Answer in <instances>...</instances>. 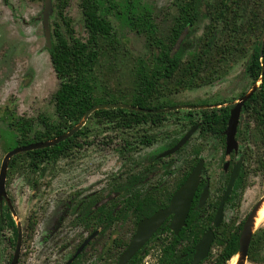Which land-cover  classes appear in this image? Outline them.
<instances>
[{
  "label": "rangeland",
  "instance_id": "obj_1",
  "mask_svg": "<svg viewBox=\"0 0 264 264\" xmlns=\"http://www.w3.org/2000/svg\"><path fill=\"white\" fill-rule=\"evenodd\" d=\"M101 1L102 14L111 21L114 31L111 37H100L96 47L95 97L110 96L119 104L130 105L140 86L139 68L144 66L148 72L155 69L163 48L169 45L173 26L185 14L188 0ZM224 1L201 0L197 23L184 41L181 67L171 79L156 86L152 104L198 107L190 117L182 109L168 113L166 123L156 131L164 136L161 144L187 132L191 121L199 118V108L221 103L233 106L252 87L246 64L261 40L264 0H230L226 6ZM43 10L44 0H0V168L9 149L16 148L11 144L19 136V118L34 120V128L43 131L39 117L56 116L53 95L59 80L46 48ZM143 14L149 16L157 50L149 44L147 33H139L130 24L131 19ZM50 21L53 43L57 41L56 31L70 43L73 39L88 42L81 0H53ZM199 57L198 70L191 69V62ZM93 114L89 120H82L81 129L88 131L79 137L81 147L66 157L44 164L40 171L27 165L14 175L8 170L7 190L17 212L14 219L23 233L19 264H65L91 232L75 221V205L84 191L106 189L113 175L130 170V148L122 153L119 150L124 140L131 141L134 131L122 132L115 123ZM243 117L246 125H253V115L244 112ZM212 144H216L212 138L207 141L197 133L176 158L182 160L183 155L200 147L210 171L206 175L214 178L220 169L221 152L214 153ZM250 166L253 172L248 173L247 188L240 204L228 208L227 219L242 220L264 198V146L257 148ZM129 230L121 228L125 236ZM253 231L264 244V223ZM118 234L112 236L108 246ZM13 240L11 230L0 236V264H10L16 248ZM98 247L97 239L77 264H98ZM217 254L215 248L205 264H210ZM259 255L262 263L251 258L244 263L264 264V245Z\"/></svg>",
  "mask_w": 264,
  "mask_h": 264
},
{
  "label": "flooded vegetation",
  "instance_id": "obj_2",
  "mask_svg": "<svg viewBox=\"0 0 264 264\" xmlns=\"http://www.w3.org/2000/svg\"><path fill=\"white\" fill-rule=\"evenodd\" d=\"M263 35L264 30L261 35V40L259 41L261 43V55L263 54L264 47ZM180 47L181 44L178 45V49H180ZM47 50L49 51L50 49L47 48ZM261 80L262 77L255 83L252 80V87L248 92L241 95L238 102H240L243 97L249 94L254 87H257L258 90ZM238 102L233 106H224L225 103H223L206 106V108H199L201 112L200 116L198 119L191 121L190 129L178 137L171 138L166 145L161 144V142L164 140V136H162L160 133L157 134L156 132L160 130L166 123L165 116L168 113L178 112L182 109L187 110L190 117L192 116V111L197 110L198 107L162 106L160 108L158 107L157 109H146L133 106L150 111L147 113L140 111L136 112L146 115H160L161 118L155 119L151 117L135 119L132 129H130L131 131H134L131 141L129 142L128 140H124L121 150H119L120 153H122L123 151L126 152V150L130 148L132 157L130 170L118 172L113 175V177L108 181V188L106 189L101 188L92 192L84 191L82 199L75 205V221L76 224L82 225L87 231L91 230V232L78 246L74 254L66 261L65 264H68L69 262H71V264H77L79 261L83 260L86 257L87 250L97 239L99 240L98 250L100 252L98 264H119L120 257L123 253H125L132 239L135 237L139 224L143 220L150 219L158 212L167 210L172 206L175 195L185 185L187 179L201 160H203L204 165L202 168L200 181L191 200L190 208L184 225L178 231H176L172 228V224L176 216L175 213L167 215L163 223L154 232L152 237L127 264H192L196 254L197 246L208 232L213 233L214 239L208 255L199 264H205L207 261H209L215 248H218L217 255H219L224 249V245H218L217 243L218 238L222 236L223 230H230L231 233L239 235L240 248V239L245 229V225L255 207L252 208L249 213L245 214L242 220H236V218L227 219V210L231 206L240 204V199L247 188L248 173L253 172V167L250 166V164L253 162L254 153L257 148H260L264 145L262 144L259 147H256L252 143L250 131L255 127V120H253V125L251 126L250 124H245L243 113L245 112L244 110L247 103L246 102L241 109L239 124L235 136L237 147H233L230 152L228 151L226 130L228 128L231 112ZM153 105L159 106L156 104ZM224 108L229 109L230 114L226 128L222 132L221 130L215 128L214 121H211L213 123L211 126L206 127L204 125L205 121L203 117L206 112L219 113V110ZM195 127L197 129L183 147L171 155L163 156L166 152L173 149L181 141V139ZM153 131H155V133ZM122 132L124 131L122 130ZM197 133L201 135V137L206 138L207 141L209 138H212L216 143L211 145L212 151L215 153V151L220 150L221 152V160L218 164L220 169L219 172L214 175V178L206 175L209 174L210 171L207 170L206 161L201 156L200 147H195L194 151L188 153L187 156L183 155L182 160H178L176 158V156L182 154L185 151L190 140ZM245 141H247V145L245 144ZM249 146L253 150L249 148ZM178 163L179 165H177ZM236 169H239L237 172V178L231 188L230 193L227 196V199H225L230 185V180ZM40 170L41 168L37 171ZM7 177L8 176H6L5 185L7 197L5 196L3 200L0 201V236L2 237L6 231L11 230L8 222V216L11 212L18 230L17 237L14 234L13 244L16 246V248L10 262V264H12L16 254L17 245L19 243V233L21 230H19V227L14 219V216H16L17 212L10 200L11 198L7 190ZM240 178H243L245 182H239ZM214 179L216 181H214ZM223 202L224 204L222 206ZM89 207H92V211L90 212ZM12 208L15 210V212L12 211ZM101 208L103 209L100 210ZM106 209L113 210L111 220H109L110 218L108 219L106 217ZM95 210H100L97 217L94 216ZM218 217H220L221 224L217 227L215 222ZM95 227L96 229H94ZM122 227L126 228V230L130 229L128 236H125V233L121 232ZM115 234L118 235L115 236L112 244L108 246V242ZM87 240L89 242L81 250V252L78 253L82 245ZM263 245L264 244L256 239L255 235L253 234L251 237L247 258H251L252 261L256 263H262L263 260L259 255V251ZM20 256L21 252L19 254L17 264H19ZM113 259H115V262H113ZM211 263L212 262H210V264Z\"/></svg>",
  "mask_w": 264,
  "mask_h": 264
},
{
  "label": "trees",
  "instance_id": "obj_3",
  "mask_svg": "<svg viewBox=\"0 0 264 264\" xmlns=\"http://www.w3.org/2000/svg\"><path fill=\"white\" fill-rule=\"evenodd\" d=\"M229 1L225 0L224 5L226 6ZM200 2L201 0H188L185 5V14L173 26L169 36V45L163 48L155 69L148 72L144 66L139 68L140 86L137 94L129 103L130 105L146 109L162 107V105L154 106L151 103V99L160 81L171 79L181 67L184 41L193 32L192 28L197 23ZM81 8L85 17V26L90 35L88 42L81 43L73 39L72 43H70L65 36L56 31L57 41L53 43L52 48L49 50L52 66L59 80V88L53 95L55 119L44 116L39 117V121L44 128L41 131L34 128V120L24 117L19 118L16 122L19 136L13 140L11 146L17 147L54 140L79 125L84 119L86 112L92 107L100 104H119L110 96L100 99L95 97V86L93 84V73L98 64V50L96 47L99 45V38L111 37L114 31L113 25L102 14L101 0H81ZM130 24L139 33H147L149 44L154 48L153 50H157L153 46V30L148 15L143 14L141 18L131 19ZM72 32L69 28V35H72ZM179 44H181L180 49H178ZM200 62V57L193 63L191 62V69L198 70ZM247 72L254 83L262 77L259 89L246 103L244 110L254 117L255 127L250 131V136L252 143L259 147L262 144L264 145V47L261 55L260 42L256 44L248 60ZM229 114V109L226 108L219 110V113L206 112L203 117L204 125L206 127L211 126L213 125L211 121H214L215 128L222 132L226 128ZM93 115L101 117L108 123H115L121 131L132 129L135 119L161 118L160 115H146L126 109L98 110ZM87 131L81 129L73 137L53 147L15 156L9 166L11 175H14L24 165H27L33 171H37L44 164L56 163L75 148L81 147L78 141L79 137ZM239 182L243 183L245 181L240 178ZM100 210H95V217L98 216ZM106 210V217L111 220L113 210ZM90 211H92V207H89ZM8 222L10 229L17 237L18 230L11 212L8 216ZM217 243L218 245H224V249L219 255L215 256L211 264H229L239 252V235L231 233L230 230H223L222 236L218 238Z\"/></svg>",
  "mask_w": 264,
  "mask_h": 264
},
{
  "label": "water",
  "instance_id": "obj_4",
  "mask_svg": "<svg viewBox=\"0 0 264 264\" xmlns=\"http://www.w3.org/2000/svg\"><path fill=\"white\" fill-rule=\"evenodd\" d=\"M53 14V0H44V10H43V28H44V33H45V38L47 41V48L51 49L52 48V29H51V24H50V19ZM264 36V35H263ZM257 90V87H254L253 90L247 94L245 97H243L240 102L235 106V108L231 112V117L229 120L228 128L226 130L227 134V146H228V151L230 152L233 147H237V142L235 140V136L237 133V128L239 124V119H240V114H241V109L243 105L252 97V95L255 93ZM128 109V110H133V111H140V112H150L144 109L136 108L127 104H104V105H97L88 110L84 116L83 121H87L89 117L97 110L101 109ZM166 111V110H163ZM81 122L76 128L68 132L67 134H64L62 136L57 137L54 140L47 141V142H41V143H34L30 144L27 146H20L17 148H14L13 150L9 151L6 156L3 159L2 165H1V170H0V201L3 200V198L6 195L5 191V185H6V176H7V171L9 168L10 161L17 155L21 153H26L34 150H39L47 147H52L55 146L59 143H62L69 138L73 137L80 129H81ZM197 128L191 129L182 139L181 141L170 151L166 152L163 156L166 155H171L178 151L181 147H183L187 141L191 138V136L194 134L195 130ZM204 162L201 160L199 164L196 166L194 171L191 173L189 178L187 179L185 185L182 187V189L175 195L173 204L172 206L164 211L158 212L155 216H153L150 219L143 220L138 227L137 233L135 237L132 239L128 249L125 251V253L122 254L120 257L119 264H127L131 258L136 255V253L147 243V241L152 237L154 232L158 229V227L163 223L167 215L171 213H175V218L172 224V228L178 231L185 223L186 217L188 215V211L190 208V203L193 198L194 192L197 189V186L200 181V176L202 172ZM238 170L234 172L231 180H230V185L227 190V195L225 199H227L228 194L231 191V188L237 178L238 175ZM224 202L222 203L223 206ZM261 202L257 204V206L254 208L252 214L249 217V220L247 221L245 225V229L243 231V234L240 239V248L239 252L237 255L242 256V261L239 264H245L244 261L248 257V251H249V246L251 243V237L253 235V216L255 215L258 207L260 206ZM11 206V205H10ZM221 206V209H222ZM12 211L15 212V210L12 208ZM221 224L220 222V217L217 218L215 225L218 227ZM214 235L212 232H208L207 235L200 241L199 245L197 246L196 249V254L194 257V260L192 264H199L202 260L205 259V257L208 255V252L210 250L211 244L213 242ZM89 241L87 240L78 253L81 252V250L86 246V244ZM21 246H22V232L20 231L19 233V243L17 245V250L16 254L14 257V260L12 264H17L18 259H19V254L21 252ZM235 255V256H237ZM68 264H71L69 262Z\"/></svg>",
  "mask_w": 264,
  "mask_h": 264
},
{
  "label": "bare ground",
  "instance_id": "obj_5",
  "mask_svg": "<svg viewBox=\"0 0 264 264\" xmlns=\"http://www.w3.org/2000/svg\"><path fill=\"white\" fill-rule=\"evenodd\" d=\"M260 202H261V204L258 207V209H257V211H256V213L252 219V221H253L252 230H254L256 228L258 229V227H260L264 223V198ZM241 261H242V256L239 254L231 260L230 264H239V263H241Z\"/></svg>",
  "mask_w": 264,
  "mask_h": 264
}]
</instances>
